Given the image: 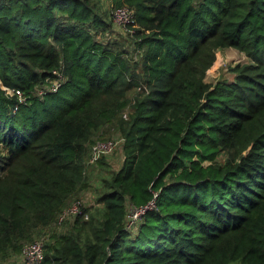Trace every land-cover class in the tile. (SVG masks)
I'll list each match as a JSON object with an SVG mask.
<instances>
[{"label":"trees","instance_id":"16d2710c","mask_svg":"<svg viewBox=\"0 0 264 264\" xmlns=\"http://www.w3.org/2000/svg\"><path fill=\"white\" fill-rule=\"evenodd\" d=\"M227 47L249 60L208 81ZM0 78V257L68 221L39 264H264V0H0ZM110 128L121 167L89 165Z\"/></svg>","mask_w":264,"mask_h":264},{"label":"rangeland","instance_id":"374dc122","mask_svg":"<svg viewBox=\"0 0 264 264\" xmlns=\"http://www.w3.org/2000/svg\"><path fill=\"white\" fill-rule=\"evenodd\" d=\"M106 4H109L112 2V0H103ZM114 20L116 23L115 26V34L121 36L120 38H124L127 36V29L123 24L121 25V22L119 18L117 19L115 16ZM249 58L248 56L238 50L235 47H227L222 50H219V56L217 58V61L215 63V66L207 72V80L208 81H213L216 82L220 77H228L230 80L233 79V72L230 71L229 67L232 65H235L238 62H245L248 61ZM130 108H128L127 111H129ZM104 137L106 139H120L122 136L120 132H118L115 128H110L104 130ZM100 140V139H98ZM123 142L118 143L116 149L113 151V153L108 154L107 156V161L110 162L111 167L113 169H119L123 163ZM218 159L224 160L225 155L224 153H220L218 155ZM95 163V162H94ZM94 163L89 164V165H95ZM92 166V167H93ZM91 167V170H92ZM102 173L104 175H108L109 171L101 169L100 166H97L96 169L93 170L92 179H91V185L81 194L80 197L74 198L69 205H72L76 200H81L85 206L88 204H94L97 201V196H98V186L101 184V177ZM68 222V221H67ZM65 222L64 225L67 223ZM62 225L60 228L57 225V222L53 225H51L48 228H45L38 232L36 235L35 241H43L45 242V238H47L51 233L55 232L56 229L60 230L64 227ZM0 264H26L24 260L23 253L19 255H12L9 256L8 258H2L0 257Z\"/></svg>","mask_w":264,"mask_h":264},{"label":"built area","instance_id":"2783aa9c","mask_svg":"<svg viewBox=\"0 0 264 264\" xmlns=\"http://www.w3.org/2000/svg\"><path fill=\"white\" fill-rule=\"evenodd\" d=\"M114 16L121 22V25L126 26L129 22L135 20L134 10L128 6H120L114 9ZM59 86L58 82H54L50 89H57ZM9 94L18 93L22 100L25 99L22 91L15 90L13 88L3 86ZM41 93H44V89L40 90ZM125 137L121 136L120 139H106V140H98L93 144L91 150L90 163L96 162L99 158H101L105 154L113 153L116 149L118 143L123 142L124 144ZM153 202L142 206V207H133L131 208L129 217H128V227L135 228L137 222L142 217L143 213L150 207L153 206ZM83 202L81 200H76L72 205L67 206L59 218V223H62L66 218L70 216H75L77 214L82 213ZM23 256L26 264H39L44 258V242L43 241H34L25 246L23 251Z\"/></svg>","mask_w":264,"mask_h":264},{"label":"water","instance_id":"95a60500","mask_svg":"<svg viewBox=\"0 0 264 264\" xmlns=\"http://www.w3.org/2000/svg\"><path fill=\"white\" fill-rule=\"evenodd\" d=\"M0 81H1V78H0Z\"/></svg>","mask_w":264,"mask_h":264}]
</instances>
